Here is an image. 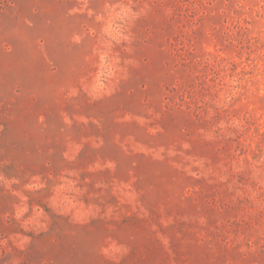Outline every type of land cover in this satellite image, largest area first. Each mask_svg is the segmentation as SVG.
<instances>
[{
	"label": "rangeland",
	"instance_id": "obj_1",
	"mask_svg": "<svg viewBox=\"0 0 264 264\" xmlns=\"http://www.w3.org/2000/svg\"><path fill=\"white\" fill-rule=\"evenodd\" d=\"M0 264H264V0H0Z\"/></svg>",
	"mask_w": 264,
	"mask_h": 264
}]
</instances>
